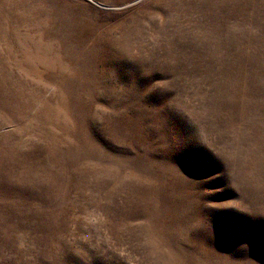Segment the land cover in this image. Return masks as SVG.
<instances>
[{
    "label": "rangeland",
    "instance_id": "rangeland-1",
    "mask_svg": "<svg viewBox=\"0 0 264 264\" xmlns=\"http://www.w3.org/2000/svg\"><path fill=\"white\" fill-rule=\"evenodd\" d=\"M0 264H264V0H0Z\"/></svg>",
    "mask_w": 264,
    "mask_h": 264
}]
</instances>
